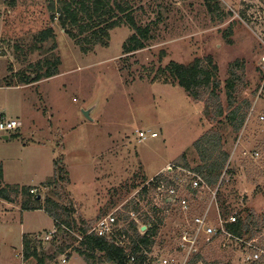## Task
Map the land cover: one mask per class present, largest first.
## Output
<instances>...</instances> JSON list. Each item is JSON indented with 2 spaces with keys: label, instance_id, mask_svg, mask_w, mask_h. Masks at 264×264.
<instances>
[{
  "label": "rangeland",
  "instance_id": "1",
  "mask_svg": "<svg viewBox=\"0 0 264 264\" xmlns=\"http://www.w3.org/2000/svg\"><path fill=\"white\" fill-rule=\"evenodd\" d=\"M60 1L0 0V111L18 122L15 130L0 132V186L26 187L42 205L48 197L60 208L71 207L76 227L84 222L89 231L111 213L116 229L127 227L128 222L118 220L121 212L142 232L144 200L153 202L152 206L165 208V219L155 237L151 264H159L168 250L179 262L182 253L176 251V244L184 230L181 225L190 213L195 216L201 211L211 198L206 194L215 189L191 188L194 174L185 169L175 171L177 190L187 197L190 213H182L175 204L165 206L156 196L165 194L162 189H148L145 199H139L137 213L125 206H132L133 198L138 200L141 186L155 175L172 179L168 176L175 172H166V167L182 152L192 167L197 164L192 142L203 132L215 130L229 154L225 174L219 179L220 194L228 195L231 212L251 211L262 217L264 121L259 116L264 114V0H217L219 15L211 14L204 0H128L137 22L150 25L151 38L144 48L127 54L122 45L133 31L125 24L109 31L106 46L92 45L83 51L51 10V4L57 8ZM46 27L54 31L52 52L60 60L58 73L25 84L36 62L51 54V40L35 43L36 35ZM206 57L217 68V98L206 95L196 101L164 81L162 75L168 74L162 68L169 62L188 64ZM235 60L241 63L233 69L239 77L236 102L227 108L224 83ZM218 105L224 112L239 106L246 114L238 133L223 117L215 116ZM90 107L92 120L82 114ZM138 131L145 132L146 138L140 139ZM151 132L156 136L150 137ZM54 161L62 179L48 184ZM159 182L167 188L166 181ZM23 198L18 194L8 202L0 197V264H63V258L67 259L64 264H88L74 250L76 230L63 227L54 242L45 240V234L55 229L53 218L43 209L23 210ZM132 212L137 214L135 219ZM210 217L216 218L213 213ZM25 239L38 256L24 258ZM207 243L202 238L198 246V253L207 260L248 264L234 250L239 247L229 243L223 249L203 247ZM56 245L68 247L54 253ZM90 261L113 264L99 253Z\"/></svg>",
  "mask_w": 264,
  "mask_h": 264
},
{
  "label": "trees",
  "instance_id": "2",
  "mask_svg": "<svg viewBox=\"0 0 264 264\" xmlns=\"http://www.w3.org/2000/svg\"><path fill=\"white\" fill-rule=\"evenodd\" d=\"M204 2L211 14L219 15L217 0H204ZM51 10L58 14L57 20L64 32L83 51H87L86 47L92 45L99 44L106 46L109 40V31L123 24L130 27L133 31L122 45L124 54L144 48L146 42L151 38L150 25L146 24L143 26L137 22L134 15L135 8H133L128 0H61L57 8H54V4H51ZM47 40H51L53 43L49 48L51 54L49 57H45L36 62L34 71L27 76L25 84L35 83L58 73L60 60L58 57H54L52 52L55 42L54 31L51 27H46L41 30L36 35L35 43L40 45ZM240 64L237 60L231 63L229 69L230 76L224 83L227 108L233 107V104L236 102L235 94L237 92L239 77L233 69L237 68ZM162 69L168 74V77L162 75L164 81L182 88L193 100L201 101L206 95L210 99L211 97L217 98V90L220 87V83L217 78L216 65H213L210 57L195 58L188 64L171 61ZM215 116L223 117L232 127V131L238 133L244 124L246 114L239 106H235L227 112H224L223 108L218 105ZM191 147L198 156L197 164L192 167L186 158V153L182 152L173 160L171 165L176 169H190L195 176L202 180L205 187L215 189L217 192V204L222 215L227 216L231 212L230 199L228 195L220 194L219 192L222 184V182L219 183V179L229 157L228 152L223 149L222 135L218 131L207 130L192 142ZM59 167L58 162L54 161V175L51 180L47 181L48 184H56L59 179H62L61 174L59 175L58 173H62ZM176 174L173 173V176H168L172 178L170 180H168L166 175H155L150 181L141 186L137 194L138 200L133 198L132 201L135 203L129 207L125 206L126 209L136 211L137 213L139 199L144 200L150 188L156 191L160 186L159 181L161 180L166 181L165 185L167 187L169 185L177 187L178 180H173L175 177L177 178ZM2 177V166L0 165V185L2 183ZM189 184L192 188L191 180ZM18 194H22L24 197V200L21 202V208L23 210L32 211L43 209L53 218L55 222V233L52 235L50 242H54L57 239L58 230L63 231L64 228L76 230V236H73L72 239L75 241L78 240V246L74 250L80 256H83L88 264H92L90 260H93L97 253L102 254L105 261L113 264H151L153 262L150 255L155 245V237L164 225L165 214L163 212L165 208H157L155 205L152 206L153 202H146L144 200L147 209L142 215L140 214L142 220L141 226H145L142 232L134 221H127L128 215L126 213H118V220L128 222L127 227H119V231H117L119 239H122L120 240L122 243H119L114 237L108 239L89 231L90 226H86L84 222H81L80 226L76 227L78 224L72 218L73 209L71 207L60 208L57 202L48 197L45 198L44 204L42 205L37 194H33L26 187H14L9 184L0 186V197L8 202H12ZM196 195L192 194L193 197ZM208 196L209 194H206V197ZM170 205L172 204L168 202L165 206ZM235 214L236 221L225 226L227 230L236 236L253 235L259 232L264 226V215L262 217L255 216L251 211L244 214V211L241 210ZM23 246L24 258L38 256L36 249L30 248L27 239L24 240ZM206 246L221 248V242L220 240H216L214 243L208 242L203 245V247ZM67 247V245H56L54 253H63ZM198 251L193 254L189 264H196L199 261L204 264L221 263L215 259L207 260ZM50 258H53V256L51 255ZM131 258H133V261H130ZM225 264L230 263L225 262ZM252 264H262V262L256 261Z\"/></svg>",
  "mask_w": 264,
  "mask_h": 264
},
{
  "label": "built area",
  "instance_id": "3",
  "mask_svg": "<svg viewBox=\"0 0 264 264\" xmlns=\"http://www.w3.org/2000/svg\"><path fill=\"white\" fill-rule=\"evenodd\" d=\"M262 62L264 63V55L261 57ZM261 121H264V114L259 116ZM18 128V122L14 118L7 117L4 113L0 112V132L7 133L10 131L15 130ZM137 135L140 139L146 138V133L143 131H138ZM150 137H155L156 133L151 132L148 134ZM257 152L254 153L256 155ZM185 171L181 169H176L172 165H168L166 167V172L170 171ZM177 173V172H175ZM225 174V170H223L220 179L223 178ZM193 175V174H192ZM174 181L177 180L173 179ZM221 181V180H220ZM191 185L192 187H199L204 188L205 185L202 180L193 175L191 177ZM165 190V194H156L160 200L164 201L165 204L171 203L172 205H177L182 213L186 214L190 211V203L182 194H179L177 187L174 185H169L167 188L162 187L160 185L158 187L159 190ZM216 190L209 194L211 196L208 203L198 212L195 216L191 215L188 219H185L184 223L181 225L184 228L183 231L179 233L177 244H176V251L182 253V258L179 260L176 259L174 255H171L172 252L169 250L166 251V254H169L165 258H161L159 264H189L191 257L195 254L198 250L199 241L202 238H205L207 242H215L216 240H220L221 248H225L230 246H237L239 248L234 249L236 252H240L242 254L241 260L244 263H253L256 261H261L264 264V226L260 229L259 232L253 235H242L236 236L231 231L226 229V224H231L236 221V214L235 212H230L227 216H223L221 210L217 204L216 199ZM215 214L216 218L210 217V214ZM134 212L130 213L132 215V219L134 218ZM114 213L108 214L100 218L91 229V232H94L98 236L105 237V238H119L117 231L119 228L116 229L115 221L116 217L113 216ZM137 215V214H136ZM187 218V216H186ZM115 227V228H114ZM55 233V229L53 228L47 234H45L44 239L49 240L51 239L52 235ZM122 239H118L119 243ZM225 241V243H223ZM229 243V244H226ZM67 259L63 258L61 263H66ZM133 261V258L130 259ZM196 264H204L203 262L199 261Z\"/></svg>",
  "mask_w": 264,
  "mask_h": 264
},
{
  "label": "water",
  "instance_id": "4",
  "mask_svg": "<svg viewBox=\"0 0 264 264\" xmlns=\"http://www.w3.org/2000/svg\"><path fill=\"white\" fill-rule=\"evenodd\" d=\"M92 110H93V107H90L88 109L82 110L83 116L85 118L89 119V120H92L91 115H90ZM2 138L3 139H8V136L7 135H3ZM144 228H145V226H143L141 230H144Z\"/></svg>",
  "mask_w": 264,
  "mask_h": 264
},
{
  "label": "crops",
  "instance_id": "5",
  "mask_svg": "<svg viewBox=\"0 0 264 264\" xmlns=\"http://www.w3.org/2000/svg\"><path fill=\"white\" fill-rule=\"evenodd\" d=\"M1 113H4V112H2V111H0ZM4 114H6V113H4Z\"/></svg>",
  "mask_w": 264,
  "mask_h": 264
}]
</instances>
